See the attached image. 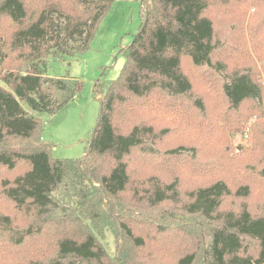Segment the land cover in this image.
Here are the masks:
<instances>
[{
    "label": "trees",
    "instance_id": "obj_1",
    "mask_svg": "<svg viewBox=\"0 0 264 264\" xmlns=\"http://www.w3.org/2000/svg\"><path fill=\"white\" fill-rule=\"evenodd\" d=\"M114 1L0 0V264H264V15L249 42L217 33L237 7L243 33L264 0H142L119 76L96 86L85 155L54 158L42 115L59 112L79 82L47 73L48 63L84 53ZM208 91L220 95L217 111ZM209 110L226 129L202 154L198 136L178 134L209 129ZM245 128L252 147L231 159L220 144ZM168 206L179 213L159 217ZM171 219L197 240L171 232L173 249L162 244L153 259L146 244Z\"/></svg>",
    "mask_w": 264,
    "mask_h": 264
},
{
    "label": "rangeland",
    "instance_id": "obj_2",
    "mask_svg": "<svg viewBox=\"0 0 264 264\" xmlns=\"http://www.w3.org/2000/svg\"><path fill=\"white\" fill-rule=\"evenodd\" d=\"M141 1L142 0H115L111 8L101 20L96 34L91 42L90 47L82 54L67 57L64 62L48 63L47 73L54 76L69 74L79 82V91L77 94L55 115L47 113L42 115L43 131L42 136L45 140L52 143V156L61 159L82 158L89 146V139L95 130L101 111V101L96 87L100 78L102 81L115 79L119 76L123 64L124 56L121 49L129 45L141 25ZM241 10L237 7L234 12L229 10L228 17L220 19L222 25L217 27V33L221 38L229 36L232 32L235 34L232 40L235 43L249 42L250 36L248 26H254L259 22V18L264 15V11L257 13L256 19L251 20L250 14L254 10H248V16L245 22L244 32L241 33V25L234 24L237 22ZM230 23V24H229ZM246 34L247 39H244ZM1 82V81H0ZM202 83V84H201ZM198 87L205 89L206 82L202 80ZM208 100H212V109H219L220 95L218 92L208 91ZM201 123H210L209 129H204L200 133L190 130H180L178 136L181 139H192L198 136L201 147L199 151L206 154L209 146L213 142V137L217 132L226 129V124L220 121L214 112H208L206 120ZM195 130V128H194ZM250 129L245 128L238 132H232L228 140L220 144L221 151H226L227 156L231 159L242 155L243 150L251 146V136H248ZM171 140L168 138L159 145L163 150L171 148ZM179 160H183L178 156ZM144 170L148 169V164L140 161ZM145 171L140 170L138 174ZM230 173H233L230 171ZM259 199L257 194H254ZM239 202V199L229 200L228 206ZM254 210L260 208L259 200L252 199ZM258 207V208H257ZM179 213L177 206H168L159 210V217L162 215H174ZM173 219L169 222L172 224ZM187 226V227H186ZM171 232L177 233L183 240H197V233L191 225L180 227L177 223L166 226L164 229H158V234L147 242V251L151 257L158 258L164 251L161 250L162 244H166L167 249H173L165 237L171 235ZM103 242L110 254L115 252L114 235L109 229L103 234Z\"/></svg>",
    "mask_w": 264,
    "mask_h": 264
}]
</instances>
